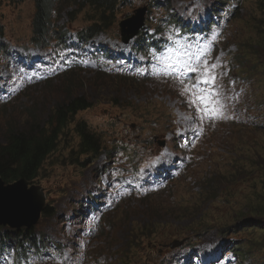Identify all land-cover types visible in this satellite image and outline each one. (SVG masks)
I'll return each mask as SVG.
<instances>
[{"label": "rangeland", "instance_id": "rangeland-1", "mask_svg": "<svg viewBox=\"0 0 264 264\" xmlns=\"http://www.w3.org/2000/svg\"><path fill=\"white\" fill-rule=\"evenodd\" d=\"M69 1L78 6L82 4V0ZM158 2L170 5L171 11L184 20L185 14L191 12L205 13L217 8L223 11V16H220L221 26L227 31L219 39L216 51L210 56L208 63L217 65L216 68L221 70L220 84L223 93L226 96L236 93L240 97L236 104L248 102L256 114L261 116L256 123L263 129L264 82L258 83L253 74L254 78L248 87L241 83L246 78L234 70L237 58L242 54L248 55V50L253 53L257 40L263 35L264 20L257 8V0H235V3H229L224 8L220 6L223 2L220 0H127L124 6H119L117 20L131 16L139 8H145L147 25L154 26L166 16V10L158 8L162 5ZM67 5L61 7L64 9L62 17L74 18V14L65 15L69 11ZM34 11L33 0H26L19 6L4 1L0 7L5 41L12 49L32 46L31 19ZM85 13L86 11L78 15L74 23L67 27L74 30L85 26L88 23ZM109 35L117 38V26ZM102 40L105 41V38ZM251 59L255 62L264 61V51L260 56H251ZM124 67L126 68L124 64L114 66L117 70H124ZM3 75L4 72L0 73V78ZM106 76L94 72L74 73L66 79L59 78L58 82L49 84L48 81L43 86L33 87L16 100L0 105V135H4L20 126H47L53 121L57 107L71 98L82 95L98 98L96 105L81 113L77 121L82 120L91 128L94 138L103 149L101 155L87 158L82 156L77 148L79 139L73 130H69L62 137L57 151L45 164L37 184L44 190L45 205L55 213L54 217L41 221L42 230L56 227V233H62L63 236L56 237L53 243L57 247H64L68 264H120L119 253L127 241L132 239L136 228H145L143 232L155 231L154 224L170 211V207L163 205L166 198L157 194L135 197L104 214L101 220L98 219L97 227L100 232L88 233L86 229L91 226L85 220V212L92 203V197L103 203L106 193L113 187L112 183L119 177L136 169H146L154 163H166L170 166L177 165L180 160L187 163L199 142L186 146L181 143L179 133L205 125L197 120L194 107L188 103L189 95L184 90L186 84L177 89L170 80L147 81L142 76L131 79L124 78V74L121 76L126 80ZM179 93L180 99H176L175 96ZM220 94L224 96L221 92ZM228 119L231 122L230 116L225 121ZM218 130L226 134L232 131L227 125L219 126ZM261 135L262 133L257 135V147L264 144ZM157 142H165L164 149ZM213 146L214 143L207 142L204 147H199L197 157L213 151ZM225 150L223 149L222 155L226 153ZM197 161L187 170L188 178L186 174L171 184L180 190L178 194L171 192L168 195L171 201L187 202L192 199L190 206L195 213L194 218L207 212L214 215L227 214L229 217L235 213H243L245 216L241 220L252 219L257 225L264 227V206L259 201L263 188L264 155L256 152L250 167L240 172L234 169L231 175L224 176L222 181L227 193L223 192L214 202L210 201L209 195L200 194L197 187L196 177L201 172L200 168H196ZM89 196L92 199H88ZM105 210L108 211V208ZM183 222L184 220L173 221L170 226L182 225ZM244 227H247V231L242 233ZM212 229L214 230L199 238L207 237V242H211L215 241V237L230 249L244 244L253 250L264 238V233L252 230L254 224L243 223L236 230H221L220 223H217ZM233 231L237 234H233ZM157 236L162 243V237ZM134 247L137 252L130 264H159L156 255L142 244L136 243ZM158 248L160 245L155 246V249ZM173 253L168 251L160 264L171 263L170 256ZM259 255L254 251L248 264H260ZM254 258L257 259L256 262Z\"/></svg>", "mask_w": 264, "mask_h": 264}, {"label": "trees", "instance_id": "trees-1", "mask_svg": "<svg viewBox=\"0 0 264 264\" xmlns=\"http://www.w3.org/2000/svg\"><path fill=\"white\" fill-rule=\"evenodd\" d=\"M16 1L21 2L23 0ZM49 1L50 0H36L37 12L34 26L37 33H40L43 30L44 24L48 22L50 14ZM87 2L96 10H99V18L103 20L104 24L108 23L107 27L104 29L107 31L112 26L111 19L114 18V10L119 0H87ZM171 21L174 22L173 19H171ZM3 32V26L0 25V47H2ZM144 33V31L141 32L138 37ZM260 55L261 53L258 52L254 54V56ZM240 72L251 79L254 78L253 73L256 72V81L262 83L264 82V61H252L251 64L242 65ZM66 106L64 112H59L60 125L55 126L49 134L15 133L10 135L7 144L0 147V177L3 181L11 183L19 180H26L29 183H34L40 177V173L47 159L57 150L60 143L57 137L60 130H63V124L67 120V117L71 119L74 115L91 109L93 103L88 97H76L70 103L66 104ZM77 133L80 139L78 148L81 153L94 155L101 152V147L98 146L97 142L93 139L94 136L89 133L83 123L79 124ZM202 177L207 178L205 175H202ZM49 210V208L44 210L45 217L51 216ZM236 214L239 217L245 216L243 213ZM208 220L212 221L211 218ZM252 222L253 220H249L244 222V224H255ZM240 225L241 224L238 223L230 227V229L238 228ZM254 228H257L256 230L258 231L263 230V228L259 226H255ZM245 231L246 230H243L242 232ZM200 232V228L196 230L190 229V233L187 235L185 242L194 238L196 234ZM44 234L48 236V232L43 233L38 227L20 231L0 227V259L6 258V264H29L31 261L41 264H67V260L63 257L49 252L48 249L45 250L48 246V242ZM56 236L57 234L53 232L52 239ZM10 247H16V250L19 251H27L30 249L37 251L30 254L17 255L6 251V249ZM232 252H238L242 258V262L247 260L250 255V251L245 250L242 245L234 247ZM257 252L258 254L264 252V239L259 243ZM119 255L120 264H130L132 262L124 250H122ZM261 264H264V257L262 258Z\"/></svg>", "mask_w": 264, "mask_h": 264}, {"label": "snow or ice", "instance_id": "snow-or-ice-1", "mask_svg": "<svg viewBox=\"0 0 264 264\" xmlns=\"http://www.w3.org/2000/svg\"><path fill=\"white\" fill-rule=\"evenodd\" d=\"M166 67L176 68V65L169 64ZM216 67L215 64L207 63L205 55L195 63L189 60L188 63L179 68L177 73L180 76H183L185 72L196 73L192 77L196 80V83L186 85L184 90L189 95V105L195 107L196 111L201 114V119L217 120L227 118L223 111L225 105L221 99L218 78L214 74ZM180 82L184 84V79H181Z\"/></svg>", "mask_w": 264, "mask_h": 264}, {"label": "water", "instance_id": "water-1", "mask_svg": "<svg viewBox=\"0 0 264 264\" xmlns=\"http://www.w3.org/2000/svg\"><path fill=\"white\" fill-rule=\"evenodd\" d=\"M43 208L44 198L36 187L28 189L26 181L5 187L0 179V225L30 228L38 222Z\"/></svg>", "mask_w": 264, "mask_h": 264}, {"label": "bare ground", "instance_id": "bare-ground-1", "mask_svg": "<svg viewBox=\"0 0 264 264\" xmlns=\"http://www.w3.org/2000/svg\"><path fill=\"white\" fill-rule=\"evenodd\" d=\"M222 21V20H221ZM165 26H166V24H164V26H163V29L165 28ZM154 29V28H153ZM226 31H227V29L224 27V26H219L218 27V29H217V31H215V35H218V37L219 38H221L222 36H224L225 34H226ZM160 43L159 42H153V45H159ZM145 54V52H138V55L140 56V55H144ZM187 63V61H180V62H178V63H176L175 65L176 66H181V65H184V64H186ZM136 64L137 65H140V60H136ZM130 74H132L133 72H134V70L133 69H129V71H128ZM126 73V71H124V72H122V74H125ZM226 79H229L228 77H226ZM165 169H167L166 167H164ZM169 170L170 169H167V171L169 172Z\"/></svg>", "mask_w": 264, "mask_h": 264}]
</instances>
